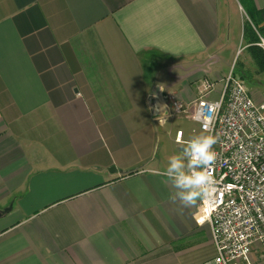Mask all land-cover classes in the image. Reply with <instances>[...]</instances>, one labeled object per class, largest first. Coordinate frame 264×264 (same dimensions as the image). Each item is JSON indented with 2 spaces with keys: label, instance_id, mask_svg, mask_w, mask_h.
<instances>
[{
  "label": "crops",
  "instance_id": "crops-1",
  "mask_svg": "<svg viewBox=\"0 0 264 264\" xmlns=\"http://www.w3.org/2000/svg\"><path fill=\"white\" fill-rule=\"evenodd\" d=\"M243 12L240 0H0V264L216 257L200 200L178 211L160 175L177 132L199 127L178 117L191 132L164 131L177 117L154 114L219 78Z\"/></svg>",
  "mask_w": 264,
  "mask_h": 264
},
{
  "label": "built area",
  "instance_id": "built-area-1",
  "mask_svg": "<svg viewBox=\"0 0 264 264\" xmlns=\"http://www.w3.org/2000/svg\"><path fill=\"white\" fill-rule=\"evenodd\" d=\"M258 45L264 50V38ZM218 98L216 83L204 79L198 97L183 103L168 97V115L194 121L201 132L218 136L217 160L209 169L215 180L210 200H200L201 220L211 229L217 255L205 264H264V93L256 100L230 73ZM184 132L176 142L183 145Z\"/></svg>",
  "mask_w": 264,
  "mask_h": 264
},
{
  "label": "clouds",
  "instance_id": "clouds-1",
  "mask_svg": "<svg viewBox=\"0 0 264 264\" xmlns=\"http://www.w3.org/2000/svg\"><path fill=\"white\" fill-rule=\"evenodd\" d=\"M218 140L211 134L194 136L184 142L178 154L169 157L168 166L160 175L166 177L165 185L171 184L175 189L169 202L177 205L178 211L193 206L197 200L213 197L215 180L209 169L217 160L214 146Z\"/></svg>",
  "mask_w": 264,
  "mask_h": 264
},
{
  "label": "rangeland",
  "instance_id": "rangeland-1",
  "mask_svg": "<svg viewBox=\"0 0 264 264\" xmlns=\"http://www.w3.org/2000/svg\"><path fill=\"white\" fill-rule=\"evenodd\" d=\"M244 22L248 21V17L245 12H243ZM243 22L242 20L238 21V27L236 28V32L233 37L232 44L225 51H221L217 53V60H214L213 65L211 66L212 70L215 73H218L219 78H208L211 82L216 83V91L212 98H218V92L222 90L224 85V78H226L231 72L234 73L235 77L243 82V84L247 87L248 91L251 95L256 99L260 100L264 93V70L259 69L256 65L255 60L253 59L250 52V44L252 43L248 39V35L245 34L243 30ZM260 42V41H259ZM258 42V43H259ZM258 43H255L260 49H262ZM263 50V49H262ZM264 51V50H263ZM175 117H170L164 120L166 122L172 121ZM182 126L188 131L191 132L192 124L190 122H186L181 124V119L178 117L174 120V123L167 125L164 128V131L169 129H174V133H176L175 128L178 126ZM204 134L200 130L197 129L195 134H192V137ZM172 148H169L171 152Z\"/></svg>",
  "mask_w": 264,
  "mask_h": 264
},
{
  "label": "trees",
  "instance_id": "trees-1",
  "mask_svg": "<svg viewBox=\"0 0 264 264\" xmlns=\"http://www.w3.org/2000/svg\"><path fill=\"white\" fill-rule=\"evenodd\" d=\"M240 2L248 16L244 32L252 42L250 44L251 55L259 69L264 70V51L255 45L261 37L264 38V9H256L255 0H240Z\"/></svg>",
  "mask_w": 264,
  "mask_h": 264
}]
</instances>
